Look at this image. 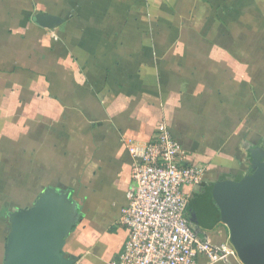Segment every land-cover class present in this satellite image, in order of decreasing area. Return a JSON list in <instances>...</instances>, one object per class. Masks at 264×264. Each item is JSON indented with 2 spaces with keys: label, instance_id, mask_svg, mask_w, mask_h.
Returning a JSON list of instances; mask_svg holds the SVG:
<instances>
[{
  "label": "crops",
  "instance_id": "obj_1",
  "mask_svg": "<svg viewBox=\"0 0 264 264\" xmlns=\"http://www.w3.org/2000/svg\"><path fill=\"white\" fill-rule=\"evenodd\" d=\"M160 123L205 168L186 220L230 246L213 191L264 152V0H0V264L8 214L47 188L78 205L75 264L115 260L130 148Z\"/></svg>",
  "mask_w": 264,
  "mask_h": 264
},
{
  "label": "built area",
  "instance_id": "obj_2",
  "mask_svg": "<svg viewBox=\"0 0 264 264\" xmlns=\"http://www.w3.org/2000/svg\"><path fill=\"white\" fill-rule=\"evenodd\" d=\"M131 184L127 205L119 221L126 241L110 264H215L235 257L233 247H214L208 237L200 238L185 213L189 197L183 186L202 182L205 168L185 163V152L164 123L152 141L132 143Z\"/></svg>",
  "mask_w": 264,
  "mask_h": 264
},
{
  "label": "water",
  "instance_id": "obj_3",
  "mask_svg": "<svg viewBox=\"0 0 264 264\" xmlns=\"http://www.w3.org/2000/svg\"><path fill=\"white\" fill-rule=\"evenodd\" d=\"M34 20L46 29L61 24L50 15L38 14ZM213 198L242 264H264V162L241 181L219 183ZM79 222L69 191L45 189L31 207L8 214L3 264H75L77 258L64 247Z\"/></svg>",
  "mask_w": 264,
  "mask_h": 264
},
{
  "label": "trees",
  "instance_id": "obj_4",
  "mask_svg": "<svg viewBox=\"0 0 264 264\" xmlns=\"http://www.w3.org/2000/svg\"><path fill=\"white\" fill-rule=\"evenodd\" d=\"M251 160H250V170L245 176V178L251 176L254 173L259 163L264 162V152L257 150L256 154L253 156Z\"/></svg>",
  "mask_w": 264,
  "mask_h": 264
},
{
  "label": "rangeland",
  "instance_id": "obj_5",
  "mask_svg": "<svg viewBox=\"0 0 264 264\" xmlns=\"http://www.w3.org/2000/svg\"><path fill=\"white\" fill-rule=\"evenodd\" d=\"M7 221H8V217H7ZM226 226V225H225ZM229 244H230V246L232 247V245H231V243H230V239H229ZM236 254V253H235ZM235 259H237L238 260V264H242V262L239 260V258H238V256H237V254H236V256L234 257Z\"/></svg>",
  "mask_w": 264,
  "mask_h": 264
}]
</instances>
